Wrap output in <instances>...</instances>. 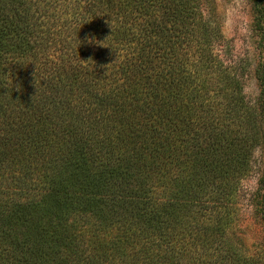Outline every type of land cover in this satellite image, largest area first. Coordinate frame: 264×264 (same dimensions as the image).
<instances>
[{
	"label": "trees",
	"instance_id": "16d2710c",
	"mask_svg": "<svg viewBox=\"0 0 264 264\" xmlns=\"http://www.w3.org/2000/svg\"><path fill=\"white\" fill-rule=\"evenodd\" d=\"M214 11L0 0V264H264L237 226L264 67L251 107L212 54Z\"/></svg>",
	"mask_w": 264,
	"mask_h": 264
},
{
	"label": "rangeland",
	"instance_id": "374dc122",
	"mask_svg": "<svg viewBox=\"0 0 264 264\" xmlns=\"http://www.w3.org/2000/svg\"><path fill=\"white\" fill-rule=\"evenodd\" d=\"M264 34V0L260 3ZM206 13V11H205ZM204 13V14H205ZM215 22L219 26L218 41L213 43L212 54L231 72L236 71L246 103L254 107L260 100L261 87L256 75L259 64L264 67V40L253 31L251 0H215ZM260 43H263L261 46ZM193 50L190 52L192 54ZM257 107V106H256ZM264 137V119L259 127ZM264 176V145L257 147L252 156L251 170L240 181L237 203L239 220L237 226L247 246L259 244L264 247V224L254 216L253 194L263 197L264 189L259 190ZM260 200V198H259Z\"/></svg>",
	"mask_w": 264,
	"mask_h": 264
}]
</instances>
